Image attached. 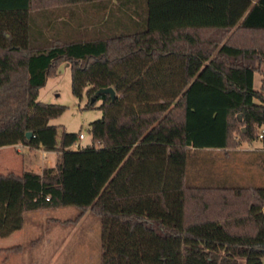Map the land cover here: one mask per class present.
Returning <instances> with one entry per match:
<instances>
[{"label": "trees", "instance_id": "trees-1", "mask_svg": "<svg viewBox=\"0 0 264 264\" xmlns=\"http://www.w3.org/2000/svg\"><path fill=\"white\" fill-rule=\"evenodd\" d=\"M109 2L0 0V146L57 151L39 172L0 177L20 185L10 203L0 195V236L26 211L73 205V221L101 219L99 264H264V187L186 182L191 147L236 146L264 124V0H114L117 28L63 33L70 10L80 27L81 9ZM62 62L72 93L102 111L76 149L81 131L57 138L49 122L64 105L37 98ZM105 86L113 99L95 94Z\"/></svg>", "mask_w": 264, "mask_h": 264}, {"label": "rangeland", "instance_id": "rangeland-1", "mask_svg": "<svg viewBox=\"0 0 264 264\" xmlns=\"http://www.w3.org/2000/svg\"><path fill=\"white\" fill-rule=\"evenodd\" d=\"M77 4L70 6H81ZM57 9V8H56ZM59 9V8H58ZM67 14L68 23L60 27L63 33L75 34L80 32L78 27V16L74 17L73 10ZM80 22V21H79ZM232 33V30H231ZM202 36L211 35L215 33L200 32ZM235 38H240L241 35L237 33ZM264 76V62L259 64L258 70L254 74L253 85L259 87L261 78ZM71 77L68 65L62 63L59 66L58 72L54 76L46 79L43 86L40 87L37 98L43 102L56 103L64 105V109L60 114L49 119L50 123L57 125V138L60 137L62 130L70 132L81 131L82 138H77L79 145H85L90 142V132L88 123L93 119L101 116L102 111L98 107L100 100L97 99L93 104H88V97L85 92L82 95L76 96L71 91ZM260 129V127L258 128ZM255 143L261 144L262 138L256 137ZM71 149H76L73 145ZM8 152V166L16 170L31 169L37 170L39 165L44 162L40 151L38 149L24 148L23 154L16 153L12 148L7 149ZM54 154H48V157H53ZM203 170L207 167L208 172L216 167L213 163H205L201 160ZM195 160L187 162L186 166V182L198 183L199 179H195L194 173ZM210 171V172H211ZM239 173V171L237 172ZM239 177V178H238ZM235 178L234 183H247L245 178L240 175ZM242 177V178H241ZM261 177V178H260ZM259 184L264 183L262 176L259 174L256 177ZM4 178L0 179V191L5 190ZM237 180V181H236ZM264 186V185H263ZM264 210V206H262ZM78 209L73 205L58 206L45 210V214L49 217H58L60 219L73 218ZM44 225L47 226L44 229ZM101 219L91 211H86L76 223L62 224L59 222H51L47 224L44 220H36L31 222L27 214L24 217V225L19 230V238L14 239L13 242H19L24 245V249L19 253L22 264H99L101 261L102 245H101ZM34 240V242H32Z\"/></svg>", "mask_w": 264, "mask_h": 264}, {"label": "crops", "instance_id": "crops-1", "mask_svg": "<svg viewBox=\"0 0 264 264\" xmlns=\"http://www.w3.org/2000/svg\"><path fill=\"white\" fill-rule=\"evenodd\" d=\"M114 0H111L107 4V7H99L98 9L93 6L84 7L81 9L80 14H82V17L85 19L80 26L81 31L85 33L87 32H93L95 31L96 35H100L101 32H108L110 29H115L118 26V20L117 17L120 14L119 10H109V6L111 3H113ZM129 11L128 13L132 15L134 19L137 18V11L141 13L145 9V5L142 4V2L133 1L129 3L128 5ZM143 13V12H142ZM108 19V22L106 21ZM106 22V26H102ZM115 27V28H114ZM83 33V34H84ZM67 66L68 64L66 62H62ZM61 63V64H62ZM59 64V66L61 65ZM261 64V63H260ZM59 66L57 69V72L59 70ZM69 67V66H68ZM256 73V70L253 73V80H254V74ZM254 86V85H253ZM264 86V83H263ZM257 88V87H256ZM40 89V88H39ZM39 92V91H38ZM262 142L261 144L255 143L254 139L252 140H244L240 144L236 146H226V147H204V148H198L195 149L191 147V156L189 157V162L191 160H195V168L194 173L195 179H199L197 184L201 185L204 183H225V184H232V185H241V186H248V187H254L259 186L262 184H259L257 182V175L259 174L262 176L264 180V134L261 137ZM21 143H14V144H8V145H1L0 146V177L7 176L11 174H18L22 172L23 170H31V169H23L20 170H14L13 168H9L8 166V148H12L16 153L23 154L24 148L28 149H38L40 151V155L44 159L42 164L39 165V168L37 170H33L36 172L41 171V169L44 166H50L53 165L56 160L57 151L56 150H45L41 147L36 148H29L26 145H23L21 149H19V146ZM48 154H54L53 157H48ZM205 161V163H213L216 167L215 169L210 172H208L207 167H205V171L203 170V166L201 164V160ZM214 166V165H213ZM239 171V173H237ZM242 175L247 183H234L232 181H235V178ZM239 178V177H238ZM237 178V179H238ZM242 178V177H241ZM261 178V177H260ZM1 179V178H0ZM4 185L5 190L0 191V195L4 200L5 204L10 203L13 198L19 193L20 191V185L17 179L14 177H7L4 178ZM237 181V180H236ZM264 185V183H263ZM262 185V186H263ZM264 187V186H263ZM55 208V207H52ZM77 208V207H76ZM50 209V208H47ZM78 209V208H77ZM46 209H37V210H31L26 211L23 216V224L21 228L24 225V217L25 214H27L28 218H30L31 222H34L36 220H44L47 224H50L51 222H59L62 224H69V223H76L81 216L86 212L90 210H86L78 219L73 221V218H65L60 219L58 217H49L45 214ZM77 214V213H76ZM44 229L47 228L46 225H44ZM20 229V228H19ZM17 229V230H19ZM19 232L14 230L10 234L6 236H0V264H22L21 258L19 257V253L22 252V249H24V245L19 242H13L14 239H18ZM34 242V240L32 241ZM19 250H12L11 247H18ZM16 249V248H14Z\"/></svg>", "mask_w": 264, "mask_h": 264}, {"label": "water", "instance_id": "water-1", "mask_svg": "<svg viewBox=\"0 0 264 264\" xmlns=\"http://www.w3.org/2000/svg\"><path fill=\"white\" fill-rule=\"evenodd\" d=\"M100 92H104V93H109L111 99H113L115 97V91L111 86H105V87H99L95 90V94L96 93H100ZM91 101L94 100V96H92L90 98ZM237 117L240 118L241 117V113L237 114ZM242 130H244V126H242ZM31 132L27 131L26 132V136H30Z\"/></svg>", "mask_w": 264, "mask_h": 264}, {"label": "built area", "instance_id": "built-area-1", "mask_svg": "<svg viewBox=\"0 0 264 264\" xmlns=\"http://www.w3.org/2000/svg\"><path fill=\"white\" fill-rule=\"evenodd\" d=\"M264 134V124L260 126V129H259V132H258V137H262ZM83 137V133L82 132H79L78 133V137L77 138H82ZM78 142L77 140H75L71 145H73L74 147H78ZM23 147V145L21 144L19 146V149H21Z\"/></svg>", "mask_w": 264, "mask_h": 264}]
</instances>
